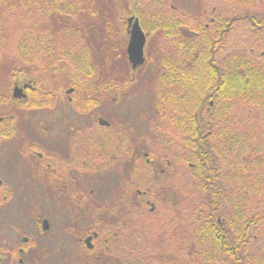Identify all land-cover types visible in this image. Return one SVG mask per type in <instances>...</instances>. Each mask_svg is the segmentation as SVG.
<instances>
[{"label":"trees","instance_id":"16d2710c","mask_svg":"<svg viewBox=\"0 0 264 264\" xmlns=\"http://www.w3.org/2000/svg\"><path fill=\"white\" fill-rule=\"evenodd\" d=\"M225 1L244 6V13L231 7L225 15L217 11L211 22L209 17L203 20L208 11L205 7L197 8L199 14L192 12L194 8L173 4V0H130L126 17L139 19L148 34L145 45L150 37L159 45L161 36L164 45H173L166 47L170 51L165 55H159L166 59V72L157 80L158 93L144 113L145 134L136 138L142 139L150 160L157 162L156 176L161 167L169 171L176 165L183 172H195L198 197L191 199L192 194L184 191L180 202H195L190 208L201 212L198 221L223 206L226 235L217 236L219 226L198 222L191 227L190 238V226H184L180 253L175 257L121 252L119 255H125L114 260L106 249L95 253L94 248V254H84L82 243L76 240L72 258L65 260L64 249L52 254V264H264V8L259 5L264 0ZM90 2L0 0V105L9 106L10 89L23 82L34 88L27 90L23 100L28 107L45 106L50 100L51 105L61 104L63 90L69 86H74V91L68 103L77 107L79 85L80 108L112 102L109 61L121 48L108 20L104 30L113 43L102 46L108 45L106 36L99 35L90 18L82 15L93 14ZM240 30L247 39L243 45L229 40ZM146 55L158 57L157 49ZM190 66L194 71H189ZM236 116L242 117L245 125ZM109 136L101 134L102 149L110 143ZM142 146L136 145L134 159L144 165L139 169L143 173L134 177L133 188L145 185L141 179H147V172L153 170L143 157L140 162ZM101 161L105 163L103 157ZM107 181L103 174L101 187L111 184ZM182 185H189V177ZM87 195L82 185L80 194L70 191L62 201H83ZM133 197L135 201V192ZM180 217L189 220L197 216L186 207ZM46 263L51 264L44 258ZM36 264H42V259Z\"/></svg>","mask_w":264,"mask_h":264},{"label":"flooded vegetation","instance_id":"af4514ba","mask_svg":"<svg viewBox=\"0 0 264 264\" xmlns=\"http://www.w3.org/2000/svg\"><path fill=\"white\" fill-rule=\"evenodd\" d=\"M130 16L136 18L134 15L126 17L127 42L110 62L114 103L134 96L139 81L144 79L143 74L153 80L151 93L156 95L157 80L166 72V59L159 55H165L170 51L166 47L173 46L164 45V36H161L159 45H156L158 57L148 58L145 43L144 61L133 67L127 53L130 37L127 19ZM209 20L213 22L214 19L211 16ZM143 32L147 37L146 31ZM189 71H194L193 67L190 66ZM32 85L27 82L14 84L12 93L18 86L24 97L16 98L11 93V104L0 105V264H36L42 252L51 256L60 251L59 245L48 244L53 237L55 220L63 236L79 240L83 253L88 256L94 254L91 252L94 248L97 253L104 244L106 249V242L114 241L118 254L175 257L180 253L181 236L186 232L184 226H190L187 229L190 238L191 227L198 222L219 226L217 236L226 235L227 219L224 215L227 213L223 206L210 210L205 220L198 221L201 212L195 207L190 208L195 202L181 204L180 194L184 191L192 194L191 199L198 197L194 171L183 172L179 170L180 165H176L169 171L161 167L156 176L154 163L157 166V162L148 157L144 144L140 143L142 139L133 137L128 119L132 111L128 107L114 104L104 116L100 115V106L84 110L80 108V85L77 107L68 103L74 86L63 90L62 102L65 100L66 110L55 111L59 104L51 105L49 99L45 106L28 107L23 100L27 97V90L34 89ZM47 91L51 93V89ZM101 119L106 124H101ZM104 133L110 135L107 139L110 143L102 149L100 138ZM135 144L142 146L140 162L143 157V162L153 170L147 172V179H141L145 185L133 188L134 177L143 173L139 169L144 168L134 159V152L138 150ZM102 157L105 163L101 161ZM166 163L169 165V160ZM188 165L194 166L192 163ZM103 174L104 178H109L107 182L114 191L113 201L109 203L93 200L96 195L94 186L96 183L101 186ZM184 175L189 177L187 186L182 185L188 182ZM84 178L93 185L88 189L87 200L62 201L70 191L80 194ZM15 195L24 200L11 202ZM53 196L60 202L53 203ZM186 207L191 209L192 216L197 217L181 218V210ZM7 216H13L11 223L4 222ZM122 240L126 241V251Z\"/></svg>","mask_w":264,"mask_h":264},{"label":"rangeland","instance_id":"374dc122","mask_svg":"<svg viewBox=\"0 0 264 264\" xmlns=\"http://www.w3.org/2000/svg\"><path fill=\"white\" fill-rule=\"evenodd\" d=\"M91 2V10H93V14H91L90 12H85L82 13V15L87 16L90 18L91 22L94 24L95 28H96V32L99 33V35L101 36H106L104 40H106L108 45H102L103 47H109L112 43H113V37L112 38H108L109 34L108 32L106 33L105 29V25L107 24V20L109 22V26L113 29L114 34H115V43H117L118 49L122 47V45H125L127 42V33H126V13H127V9L129 7V1L130 0H90ZM173 4H177L180 7L184 8V9H189V8H194L192 9V12L194 13H199L200 14V8L201 7H205L208 9L207 13H205L203 20H205V17H211L214 16V14L217 13V11H220L221 13H223L224 15L228 12H231L230 8L233 7V11L237 12V13H244V6L242 5H237V4H231L229 3V1H225V0H173ZM262 3L259 2L260 8L263 10L264 8V4L261 5ZM258 5V6H259ZM199 8V9H197ZM212 8H215L216 12L214 11L212 13ZM264 13V11H262ZM93 15V18H92ZM82 16H80L79 21L82 20ZM94 19V20H93ZM105 21V22H104ZM106 23V24H105ZM110 28V29H111ZM241 34V30L237 33V34H232L230 37V41L232 43H237L238 45H243V41L246 42V38ZM90 37V35H89ZM107 38V39H106ZM246 39V40H245ZM93 41V39H91ZM147 47V53L149 55V53H151L153 50H155L156 48V41L153 37L149 38L148 44L146 45ZM114 54H111L110 56V61H109V65L111 60L114 58ZM143 74V73H142ZM144 79H141L137 85V91L135 92V95L132 97H129V99L126 101V103H118L117 105H121V106H126L129 108L131 112V114L129 115V121L131 123V127H132V132H133V137H137L139 135L145 134L146 131V127L147 125H145V112H147L148 110V106L150 103V100L152 98V93H151V87L150 85L153 86V80L151 81L150 79H147L148 75L147 74H143ZM150 81H147V80ZM12 93V89H10V94ZM66 99V98H65ZM66 105V106H65ZM113 103L112 102H105L103 103L100 107V115L104 116V114L107 112V109L112 106ZM65 110L68 108L67 104L65 103V100L59 104L58 108L55 109V111H60L62 109ZM54 111V112H55ZM236 119H238V121H240L239 123L241 125H245L244 120H242L240 116H236ZM144 119V120H143ZM242 120V121H241ZM84 185L86 187V189H90L93 187V185H91V183L89 184L88 182V178H84ZM96 187L95 188V198L96 201H100L101 203H109L113 201V194L114 191L111 189V184L107 185L105 188L101 187L100 185H98V183H96ZM54 197V196H53ZM13 200H11V202H15V201H21L24 200L23 198H19L18 195H15L13 198ZM53 203H57L60 202L58 200H56V198L54 197L52 199ZM66 218V216L64 217ZM11 220H13V216H7L5 218V223H11ZM64 222V219H63ZM60 223V222H59ZM70 223L68 222V225ZM59 224H57V221H53V228H52V235L53 237H50L51 242L50 243H55V245H59L58 249L61 251L62 249H66L65 250V260L67 258H72L70 251L74 252V250L72 249L73 244L75 243L76 240H71V239H67L65 236H63L64 233L60 232V226H58ZM71 227H75L72 224H70ZM62 239V240H60ZM13 241V240H12ZM122 247L124 248V250L126 251V241L121 242ZM65 245V246H64ZM52 248V244L50 246ZM47 246V248H50ZM105 249V244L104 246L101 248V250ZM58 253V251L56 252V254ZM106 253L112 257V260H114V257H118V258H122L123 256L119 255L118 253H116V248L114 247V243L113 242H106ZM47 256H45V253L42 252L41 256H39L38 260L41 261L42 259V264L44 261V258L46 259V261H50V263L52 264V260H53V255L52 257L49 256V254H46ZM76 255V254H75ZM74 255V256H75ZM43 257V258H42ZM114 262V261H113ZM57 262H55L56 264ZM47 264V263H46Z\"/></svg>","mask_w":264,"mask_h":264},{"label":"water","instance_id":"95a60500","mask_svg":"<svg viewBox=\"0 0 264 264\" xmlns=\"http://www.w3.org/2000/svg\"><path fill=\"white\" fill-rule=\"evenodd\" d=\"M129 29V42L127 44V53L128 58L133 67L138 66L143 63L144 56H143V46L146 40V34L141 29L138 19L130 16L127 19ZM13 96L16 98L24 97L22 92V88L16 86L13 88ZM101 124H106V121L103 119L100 120ZM46 228V225L44 226Z\"/></svg>","mask_w":264,"mask_h":264}]
</instances>
